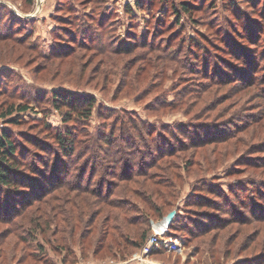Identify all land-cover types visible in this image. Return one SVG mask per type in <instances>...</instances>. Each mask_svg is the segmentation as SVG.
<instances>
[{
	"label": "rangeland",
	"instance_id": "374dc122",
	"mask_svg": "<svg viewBox=\"0 0 264 264\" xmlns=\"http://www.w3.org/2000/svg\"><path fill=\"white\" fill-rule=\"evenodd\" d=\"M181 1L194 6L191 12L181 9ZM0 29L11 34L0 40V114L5 102L31 105L18 124L0 117V129L7 128L18 143L17 155L50 156L44 145L55 143V130L76 133L87 127L97 136L117 114L125 124L136 116L160 130V145L172 149L171 155L155 158L149 171L155 182L169 186L147 184L153 199L167 200L163 214L151 219L146 244L129 245L124 250L129 256L122 259L116 251L123 245L111 241L114 229L103 234L104 210L57 234L67 237L76 264H264V0H0ZM122 47H129L125 54L117 52ZM104 59L117 64L108 67ZM63 89L96 98L88 120L75 114L64 120L52 101L53 91ZM115 132L118 139L121 131ZM99 144L89 155L91 150L105 155ZM133 151L119 148L122 161L110 168L146 172L144 160L154 155ZM111 182L117 179L107 175L104 190ZM117 195L136 206L130 216L149 209L148 196L130 197L121 187ZM100 207L87 208L82 220ZM172 210L177 213L172 228L154 226ZM72 212L80 217V211ZM64 215L57 217L61 227ZM50 235L26 243L12 234L10 223L0 221V264H31L29 253L64 264L65 251L46 241ZM155 237L163 242L146 250Z\"/></svg>",
	"mask_w": 264,
	"mask_h": 264
},
{
	"label": "trees",
	"instance_id": "16d2710c",
	"mask_svg": "<svg viewBox=\"0 0 264 264\" xmlns=\"http://www.w3.org/2000/svg\"><path fill=\"white\" fill-rule=\"evenodd\" d=\"M31 3H33V0H31ZM180 5L181 9L187 12H191L194 7L186 1H181ZM176 11L180 16V10L177 9ZM10 37L11 34L9 32L0 29V40L9 39ZM88 37L92 41L98 38L91 35ZM17 41L23 42V39L18 38ZM81 44V47L85 48L92 46L90 43ZM128 49L129 47H122L117 52L125 54ZM52 57L51 54L46 55V58ZM104 61H106L108 67L117 64L115 60L111 63L105 59ZM224 62L226 66L230 65V62ZM163 64L165 65V63ZM122 73V75L126 74L125 72ZM214 80L216 82H226L224 81L225 79L214 78ZM52 101L63 112L64 120L68 122L72 119V114L77 115L79 120H88L92 115L96 98L93 95L79 96L68 89H63L53 91ZM163 103H166V99L163 100ZM174 104L175 102L173 101L170 104L171 107ZM2 107L4 111L0 114V117L8 119L12 124H18L21 122L20 113L30 109L31 105L28 102L24 104L5 102ZM64 107H68L69 109L64 111ZM110 114H107V118ZM131 114L136 115L135 113ZM131 119L134 120L132 121ZM107 122L104 125L108 128H101L97 136H91L88 130L85 129L87 127H82L80 132L76 133L67 127L65 130L60 131L54 129L55 134L53 138L55 143H45L44 145L46 147L44 151H48L52 155H33V160L26 159V155H23V157L22 155H17L19 146L11 132L7 128L0 129V221L10 223L12 234L26 243L32 244L34 240H37L39 234L45 235L50 232L51 235L46 241L54 245L53 247L56 250L65 251L63 254L64 264H76L78 260L76 257H71L73 251L70 248L71 245L69 246L65 243L67 242L65 241L67 237H57V234L59 232L65 233L68 227H71L70 230L73 231L76 228L74 227V220L79 222L84 221L83 223L86 224L95 220L100 212L108 210V216L103 222V234L109 235L107 234L108 230L114 229V233L110 234L112 235L111 241L116 245L118 242L117 246L123 245L122 250L116 251V253H119L121 258L125 259L126 256H129L130 252L128 253L124 250L129 245L140 249L146 244L148 235L152 229V217L155 213L161 215L164 212V203L167 199L164 202L162 201V203H158L153 199L152 195H149L154 189L150 186V189L147 187V184L150 185L149 181L151 182V180L154 184L160 183L161 186H169L167 185V181L155 182L153 176L149 174L150 169L155 165V158L171 155L172 149H165L160 145L162 142L160 130H156L155 127H152L136 116L130 117L126 121V124L125 118L119 114L114 116L113 120ZM44 126L48 130H53L51 124L48 122H45ZM117 128L121 131L118 139L115 136ZM81 133L85 139L78 136ZM98 140L101 146L100 152H105V155L95 154L93 150H91V155H89L90 148L93 149L94 144L98 145ZM157 143H159V147H156ZM202 143L199 142L197 145ZM117 147L118 149L125 148L128 154L134 152L133 150H137L140 153L148 152L149 155H145L146 158L154 155L150 161L144 160L143 164L147 166V171L135 169L132 166L122 173L115 169L112 170L110 168L111 164H115L116 162L121 163L122 161V158L118 156ZM151 152H154V154ZM85 153L88 155H83ZM81 159H84L82 164L79 162ZM104 160L107 161L106 164ZM52 165H54L53 169L50 170ZM164 166L162 165V170H164ZM29 170L30 172H27ZM98 174H100V179L95 180ZM107 175L117 179V182H111L110 186L104 190ZM166 175L170 178L172 177L171 174L167 173ZM85 177L86 182L83 183ZM74 180L77 181L73 182ZM95 182H98L97 189L93 188V183ZM131 183H135L140 187L133 186ZM119 187L123 189L124 195L129 194L127 196L133 195L142 199H144V196H148L147 206L149 209H141V216L138 218L130 216L131 211L136 206L127 200L125 201L124 197L117 195ZM79 193H81V196ZM83 195L86 196L83 198ZM220 195L226 198L225 194L220 193ZM91 196L95 199H91ZM66 204L70 205V210H66ZM97 204L101 205V211L92 212L87 220H82L87 214V208ZM72 209L80 211V217H75L76 215H74ZM62 211L65 213L64 217L61 218L64 224H66L64 227L60 226L58 220V215ZM175 218H177V213L170 223V228H172L173 222L176 220ZM18 219L20 220L18 221ZM133 226L136 229H133ZM201 231H206L205 227L198 230V232ZM117 232L119 234L118 237ZM39 247L43 250L42 244ZM25 255L31 258V264H56L55 261L44 258L42 255L40 256L35 253Z\"/></svg>",
	"mask_w": 264,
	"mask_h": 264
},
{
	"label": "water",
	"instance_id": "95a60500",
	"mask_svg": "<svg viewBox=\"0 0 264 264\" xmlns=\"http://www.w3.org/2000/svg\"><path fill=\"white\" fill-rule=\"evenodd\" d=\"M37 11H38V9H37ZM36 11V12H37ZM35 14V13H34ZM34 14L33 13H31V14H26V16H28V17H32V16H34ZM175 214H176V210H172V211H170L169 213H168V215L167 216H165V218L161 221V222H159V223H153L154 224V226L155 227H162V229H166V228H168V226L170 225V223L172 222V220H173V218H174V216H175Z\"/></svg>",
	"mask_w": 264,
	"mask_h": 264
},
{
	"label": "built area",
	"instance_id": "2783aa9c",
	"mask_svg": "<svg viewBox=\"0 0 264 264\" xmlns=\"http://www.w3.org/2000/svg\"><path fill=\"white\" fill-rule=\"evenodd\" d=\"M162 232H164V231H162ZM161 234V233H160ZM158 243V242H163V241H160V239L159 238H154L152 241H151V244H149L148 246H147V248H146V250H150V248H151V246H152V244H154V243Z\"/></svg>",
	"mask_w": 264,
	"mask_h": 264
},
{
	"label": "bare ground",
	"instance_id": "6f19581e",
	"mask_svg": "<svg viewBox=\"0 0 264 264\" xmlns=\"http://www.w3.org/2000/svg\"><path fill=\"white\" fill-rule=\"evenodd\" d=\"M39 1H40V4H41V2H42L43 0H39ZM158 229H161V227L159 226Z\"/></svg>",
	"mask_w": 264,
	"mask_h": 264
},
{
	"label": "crops",
	"instance_id": "0c3cea01",
	"mask_svg": "<svg viewBox=\"0 0 264 264\" xmlns=\"http://www.w3.org/2000/svg\"><path fill=\"white\" fill-rule=\"evenodd\" d=\"M92 264H96V263H92ZM134 264H136V263H134ZM139 264V263H138Z\"/></svg>",
	"mask_w": 264,
	"mask_h": 264
}]
</instances>
